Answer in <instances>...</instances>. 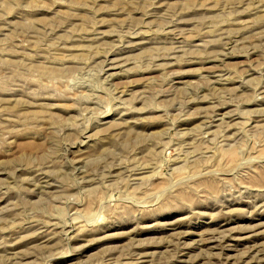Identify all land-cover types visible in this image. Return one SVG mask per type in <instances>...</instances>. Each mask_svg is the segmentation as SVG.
I'll return each instance as SVG.
<instances>
[{
    "label": "rangeland",
    "instance_id": "obj_1",
    "mask_svg": "<svg viewBox=\"0 0 264 264\" xmlns=\"http://www.w3.org/2000/svg\"><path fill=\"white\" fill-rule=\"evenodd\" d=\"M0 264H264V0H0Z\"/></svg>",
    "mask_w": 264,
    "mask_h": 264
}]
</instances>
